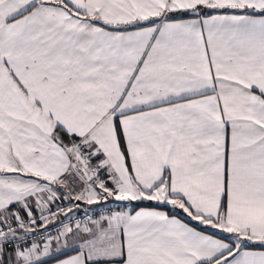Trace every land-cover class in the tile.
<instances>
[{"label":"snow or ice","instance_id":"obj_1","mask_svg":"<svg viewBox=\"0 0 264 264\" xmlns=\"http://www.w3.org/2000/svg\"><path fill=\"white\" fill-rule=\"evenodd\" d=\"M0 264H264V0H0Z\"/></svg>","mask_w":264,"mask_h":264}]
</instances>
